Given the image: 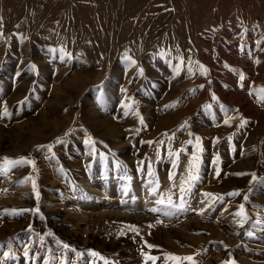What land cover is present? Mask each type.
<instances>
[{"label":"rangeland","instance_id":"1","mask_svg":"<svg viewBox=\"0 0 264 264\" xmlns=\"http://www.w3.org/2000/svg\"><path fill=\"white\" fill-rule=\"evenodd\" d=\"M0 246L264 264V0H0Z\"/></svg>","mask_w":264,"mask_h":264},{"label":"snow or ice","instance_id":"2","mask_svg":"<svg viewBox=\"0 0 264 264\" xmlns=\"http://www.w3.org/2000/svg\"><path fill=\"white\" fill-rule=\"evenodd\" d=\"M241 79H243V77H241ZM5 113H6V110H5ZM141 122H143V121L141 120ZM4 159L7 160L8 158H4ZM13 163H17V162H13ZM217 174H218V173H217ZM191 178H192V179H195L196 177H191ZM33 187L35 188V184H33ZM182 191H183V189H182ZM245 199H246V197H245ZM160 203H163V201H160ZM34 211H36V210H34ZM249 235H251V233H249ZM0 247H2V246H0ZM65 247H67V246H65ZM149 247H151V245H149ZM4 255L7 256L8 253H4ZM148 259H149V260H153V259H155V258L149 256ZM187 259H191V258L189 257V258H187Z\"/></svg>","mask_w":264,"mask_h":264},{"label":"bare ground","instance_id":"3","mask_svg":"<svg viewBox=\"0 0 264 264\" xmlns=\"http://www.w3.org/2000/svg\"><path fill=\"white\" fill-rule=\"evenodd\" d=\"M95 183H97L98 184V181L97 182H95ZM143 193V192H142Z\"/></svg>","mask_w":264,"mask_h":264}]
</instances>
